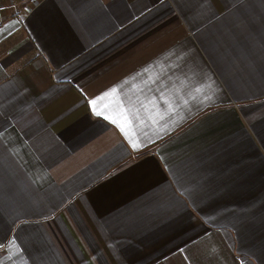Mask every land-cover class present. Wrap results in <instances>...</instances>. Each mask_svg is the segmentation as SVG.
I'll list each match as a JSON object with an SVG mask.
<instances>
[{
	"label": "crops",
	"instance_id": "1",
	"mask_svg": "<svg viewBox=\"0 0 264 264\" xmlns=\"http://www.w3.org/2000/svg\"><path fill=\"white\" fill-rule=\"evenodd\" d=\"M0 264H264V0H0Z\"/></svg>",
	"mask_w": 264,
	"mask_h": 264
},
{
	"label": "snow or ice",
	"instance_id": "2",
	"mask_svg": "<svg viewBox=\"0 0 264 264\" xmlns=\"http://www.w3.org/2000/svg\"><path fill=\"white\" fill-rule=\"evenodd\" d=\"M111 92H112V93H115V92H116V89H112ZM109 94H110V93H105V95H109ZM91 103H92L93 105H95V104H96V101H92ZM97 114H99V112H98ZM122 130H123V129H122ZM133 147H137V145L134 143V144H133Z\"/></svg>",
	"mask_w": 264,
	"mask_h": 264
}]
</instances>
